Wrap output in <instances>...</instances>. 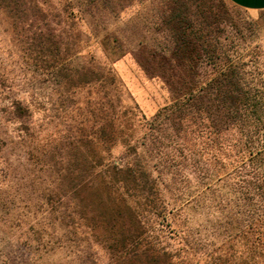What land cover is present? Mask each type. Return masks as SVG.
Listing matches in <instances>:
<instances>
[{
	"label": "rangeland",
	"instance_id": "obj_1",
	"mask_svg": "<svg viewBox=\"0 0 264 264\" xmlns=\"http://www.w3.org/2000/svg\"><path fill=\"white\" fill-rule=\"evenodd\" d=\"M20 4L17 11L0 5V264H112L85 219L73 223L65 215L77 184L54 177L83 167L75 160L90 154L82 143L88 140L105 166L142 162L150 171L167 211L148 213L146 221L154 242L177 262L264 264L247 227L254 220L244 213L252 206L239 199L238 187L217 176L201 180L189 163L179 164L178 149L160 148L149 135L156 113L183 96L170 79L177 85L183 74L196 72L201 82L216 76L208 55L194 62L192 46L176 47L199 30L208 40L215 20L220 53L257 57L264 77V11L229 0ZM178 12L186 18L182 29ZM111 127L124 131L103 145ZM81 193V216L89 218L97 202L91 207L92 190Z\"/></svg>",
	"mask_w": 264,
	"mask_h": 264
},
{
	"label": "trees",
	"instance_id": "obj_2",
	"mask_svg": "<svg viewBox=\"0 0 264 264\" xmlns=\"http://www.w3.org/2000/svg\"><path fill=\"white\" fill-rule=\"evenodd\" d=\"M0 5L17 11L21 4L20 0H0ZM176 20L182 29L186 24L184 14L178 12ZM214 23L216 20L210 25L208 40L199 30L193 42L183 39L176 42V47L184 52L188 45L192 46L194 62L208 55L216 76L201 82L195 80V75L199 78L196 72L183 74L182 84L177 85L170 79V87L177 93L184 92L183 96L156 113L149 135L151 143L159 142L160 148L178 149L182 153L179 164L187 168L189 163L201 180L217 176L218 182L238 187L239 199L246 207L252 206V210L244 212L254 220L247 227L257 234V244L264 254V77L256 66L257 57L233 58L220 53L219 42L213 36L220 29ZM210 36L213 38L209 40ZM179 59L183 60L181 56ZM123 131H114L113 127L111 135L105 134L103 145L115 140L113 133ZM82 143L92 148L89 155L75 160L83 167L54 174L57 180L77 184L65 208L70 212L67 210L65 215L73 223L78 217L85 219L93 237L105 243L113 256L112 264H180L174 252L162 250L154 242V232L150 233L146 221L148 213L160 216L167 211L150 171L142 162L105 166L106 157L95 152L93 141ZM98 168L104 169L97 172ZM88 189L95 199L91 207L97 202V212L90 211L91 217L82 218L87 208L82 206L87 201L81 192Z\"/></svg>",
	"mask_w": 264,
	"mask_h": 264
},
{
	"label": "crops",
	"instance_id": "obj_3",
	"mask_svg": "<svg viewBox=\"0 0 264 264\" xmlns=\"http://www.w3.org/2000/svg\"><path fill=\"white\" fill-rule=\"evenodd\" d=\"M233 5L251 12L264 11V0H229Z\"/></svg>",
	"mask_w": 264,
	"mask_h": 264
}]
</instances>
